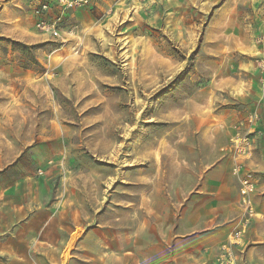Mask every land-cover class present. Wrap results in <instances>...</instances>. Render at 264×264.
<instances>
[{
	"label": "rangeland",
	"instance_id": "rangeland-1",
	"mask_svg": "<svg viewBox=\"0 0 264 264\" xmlns=\"http://www.w3.org/2000/svg\"><path fill=\"white\" fill-rule=\"evenodd\" d=\"M38 1L0 0V264H264V0H92L60 38Z\"/></svg>",
	"mask_w": 264,
	"mask_h": 264
},
{
	"label": "built area",
	"instance_id": "built-area-1",
	"mask_svg": "<svg viewBox=\"0 0 264 264\" xmlns=\"http://www.w3.org/2000/svg\"><path fill=\"white\" fill-rule=\"evenodd\" d=\"M116 2L128 4L141 2L142 0H115ZM92 0H42L38 1L32 8V18L35 28L51 38H60L62 29L60 28L62 16L78 8L91 6ZM257 45L261 48V57L258 64V73L264 95V34L257 39ZM258 116L255 113L246 115L244 122L240 124L245 129L244 134L236 133L230 138L229 156L232 160V174L239 177V196L241 204L245 210L252 215L251 194L254 190V181L249 173H244L243 160L250 157L252 152V136L255 134ZM232 245V244H230ZM223 254L220 256L226 263L233 264V254L231 247L223 246Z\"/></svg>",
	"mask_w": 264,
	"mask_h": 264
},
{
	"label": "crops",
	"instance_id": "crops-1",
	"mask_svg": "<svg viewBox=\"0 0 264 264\" xmlns=\"http://www.w3.org/2000/svg\"><path fill=\"white\" fill-rule=\"evenodd\" d=\"M108 0H97L94 2V5L102 6V3L107 2Z\"/></svg>",
	"mask_w": 264,
	"mask_h": 264
}]
</instances>
